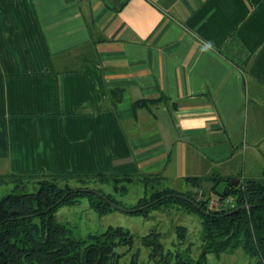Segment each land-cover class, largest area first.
Segmentation results:
<instances>
[{"label":"crops","instance_id":"crops-1","mask_svg":"<svg viewBox=\"0 0 264 264\" xmlns=\"http://www.w3.org/2000/svg\"><path fill=\"white\" fill-rule=\"evenodd\" d=\"M0 171L260 178L264 0H0Z\"/></svg>","mask_w":264,"mask_h":264},{"label":"trees","instance_id":"trees-1","mask_svg":"<svg viewBox=\"0 0 264 264\" xmlns=\"http://www.w3.org/2000/svg\"><path fill=\"white\" fill-rule=\"evenodd\" d=\"M165 99V96L162 97ZM35 178L37 188L32 192L19 189L26 179ZM77 178L82 184L91 180L101 182L121 179L126 181H143L146 190L134 208L153 203L143 208L160 205L168 200L177 201L187 212L197 213L202 224V251H217L227 246H241L245 252L255 258L253 264H264V172L258 178L233 180L217 174L188 176L185 181L198 187L205 199L197 200L192 191H178L167 186L159 173L116 174L104 171L95 174H49L41 176H24L14 173L0 175V182H15L14 189L0 198V264H115L118 254L115 247L131 246L133 235L125 228L108 227L99 234H90L86 238L75 237L70 230L56 220L55 212L61 205L75 204L81 197H87L89 205L99 213H105L112 207L93 189L82 185L72 187L69 179ZM63 180L60 185L59 180ZM226 180L227 185L219 194L218 200L232 197L235 207L249 205L248 209H240L232 214L210 206L207 208L211 191L216 185ZM210 182L211 187L205 188L204 182ZM157 185L159 187L154 188ZM122 192L127 191L121 186ZM102 192L113 202L121 205L108 193ZM166 194H181L193 199L204 210V213L190 202L176 196L161 197ZM122 206V205H121ZM138 212V211H137ZM184 227H177L179 238H183ZM71 233V234H70ZM159 233L152 231L141 237L143 245L150 247V258L155 264H207L205 256H191L190 251H164L159 240ZM128 264H138V253H134Z\"/></svg>","mask_w":264,"mask_h":264},{"label":"rangeland","instance_id":"rangeland-1","mask_svg":"<svg viewBox=\"0 0 264 264\" xmlns=\"http://www.w3.org/2000/svg\"><path fill=\"white\" fill-rule=\"evenodd\" d=\"M6 174H9V172L0 171V175ZM134 176L139 178V175ZM59 182L60 185L63 184L62 179ZM69 184L74 188L87 185L93 190L101 189L127 209L134 208L138 199L150 191L146 190L144 182L139 180L126 181L121 179L118 182L115 180L104 182L91 180L86 184H82L81 181L74 178L69 179ZM203 184L206 186L208 181ZM14 186L15 182L12 181L0 182V198L11 192ZM121 186H126L127 191L122 192ZM189 186L186 189L179 185L174 187L176 190L179 189L178 191H192L196 194L200 191L198 187L191 184ZM157 187L159 186H154V188ZM36 188L35 178L30 177L26 179L24 186L19 189L32 192ZM222 191L223 188L212 190L211 198L217 199L219 197L218 193ZM55 218L58 222L63 223L72 235L80 238H86L90 234H99L108 227L120 226L127 229L133 235L132 245L115 247V252L118 254L115 264H128L134 253H138V264H155L149 255L151 248L141 242V237L152 231L159 233V240L165 252L172 251L175 253L187 249L194 258H197L200 254L204 255L207 264H253L255 261V258L245 252L241 246H227L217 251H202V224L199 215L194 212H187L174 200H168L160 205L148 208L144 212H125L109 208L105 213H99L89 205L88 198L85 196L81 197L78 203L61 205L55 212ZM177 227L185 228L183 238H179L177 235Z\"/></svg>","mask_w":264,"mask_h":264},{"label":"water","instance_id":"water-1","mask_svg":"<svg viewBox=\"0 0 264 264\" xmlns=\"http://www.w3.org/2000/svg\"><path fill=\"white\" fill-rule=\"evenodd\" d=\"M94 191H95V193H97L99 196L103 197V198L108 202V204H109L112 208L119 209V210H123V211H125V212H137V211H141L143 208L148 207V206H150L151 204H153V203L151 202V203H148V204H146V205H144V206H141V207L131 208V209L129 208V209H127V208H124V207L120 206L119 204L113 202L112 200H110V199H109L108 197H106L102 192H100V191H96V190H94ZM170 196H176V197H178V198H181V199H183V200H186V201L190 202L191 204H193L194 206H196L197 208L201 209L204 213H209L208 210H204V209H202V208L200 207V205H199L197 202H195L193 199H191V198H189V197H187V196L181 195V194H166L165 196L161 197L160 199H163L164 197H170ZM206 207L208 208V207H209V204H206ZM248 208H250L249 205H240V206H236V207H234V208H229V206L226 205V206L220 208V210H224V211H226V214H232L233 212H237V211H239L240 209H248ZM203 256H204V255H203Z\"/></svg>","mask_w":264,"mask_h":264},{"label":"built area","instance_id":"built-area-1","mask_svg":"<svg viewBox=\"0 0 264 264\" xmlns=\"http://www.w3.org/2000/svg\"><path fill=\"white\" fill-rule=\"evenodd\" d=\"M197 200H203L205 199L204 195L202 194L201 191H199L196 195ZM208 204L210 206L216 207V208H222L226 205L229 206V208H234L235 207V200L232 197H226L222 200H214L213 198H209Z\"/></svg>","mask_w":264,"mask_h":264}]
</instances>
